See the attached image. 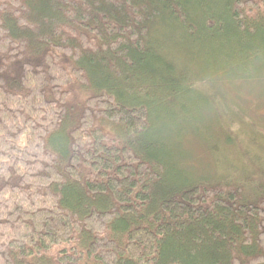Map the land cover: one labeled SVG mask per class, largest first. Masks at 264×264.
Here are the masks:
<instances>
[{"label":"trees","instance_id":"16d2710c","mask_svg":"<svg viewBox=\"0 0 264 264\" xmlns=\"http://www.w3.org/2000/svg\"><path fill=\"white\" fill-rule=\"evenodd\" d=\"M263 77L264 0H0V264H264V143L183 145Z\"/></svg>","mask_w":264,"mask_h":264},{"label":"rangeland","instance_id":"374dc122","mask_svg":"<svg viewBox=\"0 0 264 264\" xmlns=\"http://www.w3.org/2000/svg\"><path fill=\"white\" fill-rule=\"evenodd\" d=\"M259 81L264 83V77L259 79ZM210 85L213 86L214 90L217 88L218 84L217 82L211 81ZM207 87L208 83L206 89ZM209 91L211 92V90ZM250 93L249 94L252 97L246 96L251 98L242 100V103H237L232 99L231 102L230 100H228L231 98L230 95H227V100L225 99V103L231 106V110L230 108L228 109L227 105L224 118H219L218 124H216L211 131L210 137L212 141L208 138L207 135H204L205 137L202 138V136L196 133L199 136L200 140L203 141L195 142L194 138H196L197 136H194L192 134L186 135V137L183 139V145L186 149L185 154L187 152L186 156L190 152V158L191 156L193 159L197 158V163L200 165V167H206L208 165L210 166L211 164V166H215L217 165L216 162L219 160V158L222 159L225 156V154L223 153V151H225L228 156H230L229 159L232 158L230 160L235 161L237 164L244 163L247 157L245 156V159L244 154L239 150V147H249V144L264 143V100L263 98L259 97L263 96L264 93L263 95H261L255 90H252ZM209 104L212 106L211 101H209ZM233 109H235L236 112H234ZM202 110L204 112H210L204 106H202ZM205 114L208 115L206 116ZM205 114H203L204 117L206 116L205 120H212L211 113ZM222 124H225V126H230L231 128L233 127V129L235 130V132H232L234 137L232 136V134H230V132L226 131V129L228 128H225V126L224 131ZM229 135L232 137V139H229ZM212 154L213 156H215V160H212V162L209 164L208 160L210 159Z\"/></svg>","mask_w":264,"mask_h":264},{"label":"bare ground","instance_id":"6f19581e","mask_svg":"<svg viewBox=\"0 0 264 264\" xmlns=\"http://www.w3.org/2000/svg\"><path fill=\"white\" fill-rule=\"evenodd\" d=\"M174 146V145H173ZM172 147V146H171ZM173 149V148H172ZM185 149V148H184ZM188 149V148H187ZM183 150V149H182ZM186 151V150H185ZM175 152H176V150H175ZM186 154H187V152H186Z\"/></svg>","mask_w":264,"mask_h":264}]
</instances>
